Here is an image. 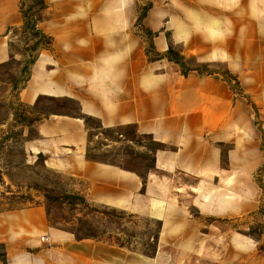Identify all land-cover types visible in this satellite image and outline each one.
<instances>
[{"label": "crops", "instance_id": "1", "mask_svg": "<svg viewBox=\"0 0 264 264\" xmlns=\"http://www.w3.org/2000/svg\"><path fill=\"white\" fill-rule=\"evenodd\" d=\"M8 2L0 0V66L12 59L7 33L22 24L16 4ZM153 16L163 18L159 13L148 14L146 26ZM58 17L54 26L42 23L43 32L53 38L52 49L40 52L19 93L20 101L35 108L42 98L69 99L78 104L81 115L98 120L103 129L133 125L138 135L150 136L166 150L155 152L154 169L144 184L136 173L88 160L89 131L84 118L60 114L38 122V138L28 141L26 150L46 157L50 165L69 161L72 172L79 176L85 173L93 182L90 197L160 221L167 239H159L154 256H144L104 242L78 241L72 234L51 227L43 208L22 209L0 213V242L9 246V264H264L263 258L250 253L255 244L249 239L242 238L239 245L237 235H233L224 245L222 237L208 239L201 233L207 220L209 229H218L222 219L240 213L212 211L215 205L201 207L208 196L205 186L221 193H232L233 186L238 187L237 179L227 177L220 168L222 144L230 143L234 150H240L255 140L252 120L234 105L230 89L213 77L182 76L168 63L143 67L142 38L129 28L102 36L94 30L79 33L71 29L66 33ZM153 44L160 54L168 50L164 35L156 36ZM159 70L164 72L159 75ZM252 147L248 145L244 159L231 154L230 165H253L258 157ZM175 171L195 177L198 184L188 186L174 180ZM224 176L233 179L232 186L224 184ZM213 180L218 184L211 187ZM202 192L207 194L202 197ZM174 196L182 199L175 202L177 205L169 203ZM190 199L193 204L188 206ZM128 202L130 206L124 207ZM139 202L145 208H152L154 202L164 206L139 211L141 208H134ZM208 242H214L209 252L214 256L207 255ZM161 252L169 255L164 258Z\"/></svg>", "mask_w": 264, "mask_h": 264}, {"label": "rangeland", "instance_id": "2", "mask_svg": "<svg viewBox=\"0 0 264 264\" xmlns=\"http://www.w3.org/2000/svg\"><path fill=\"white\" fill-rule=\"evenodd\" d=\"M8 1L16 4L22 24L7 33L12 59L0 66V213L40 207L51 227L72 234L78 241L104 242L149 257L158 252L159 239L166 241L160 221L90 197L93 182L85 173L79 176L72 172L69 161L66 165L61 162L50 165L46 157L30 155L26 150L27 142L38 138L37 124L45 117L60 114L84 118L89 131L88 160L136 173L145 184L154 169L155 152L166 150L165 145L154 142L148 135H138L133 125L103 129L98 120L81 115L78 104L69 99L42 98L35 108H30L19 98L40 52L52 49L53 38L43 32L42 23L54 26L55 17L59 16L57 19L64 23L66 33L71 29H78L79 33L94 30L95 35L101 36L129 28L130 33L142 38L143 67L168 63L182 76L194 74L223 81L233 95L234 105L250 116L254 142L240 150H234L233 144H222L220 168L227 177L233 175L237 179L238 187L233 186L232 193L223 191L212 209L240 213L222 219L218 229L214 226L209 229L207 220V228L201 233L208 239L222 237L224 245L233 235H237L234 237L239 245L242 238L249 239L255 244L250 253L264 259V0ZM158 13L162 20L153 16L146 26L148 14ZM159 34L168 42L164 54L158 53L153 44ZM163 72L159 70L158 74ZM250 144L258 159L253 165L232 167L231 154L246 158ZM171 178L188 186L198 184L195 177L179 171L172 173ZM222 179L226 186L234 183L231 178ZM216 184L211 181V187ZM204 185L202 182L203 188ZM205 187L212 193H221ZM204 194L201 193L202 197ZM233 195L232 205L225 206L224 211L217 208L220 199ZM170 199L169 203L174 205L179 199L182 201L176 196ZM189 201L191 206L193 199ZM151 205L156 209L164 203ZM129 206V202L124 204L126 208ZM143 206L139 202L134 208L152 210L151 206ZM208 245L207 255L214 256L209 255L214 242ZM187 248L188 245L183 249ZM8 251L9 246L0 242V264H9Z\"/></svg>", "mask_w": 264, "mask_h": 264}, {"label": "bare ground", "instance_id": "3", "mask_svg": "<svg viewBox=\"0 0 264 264\" xmlns=\"http://www.w3.org/2000/svg\"><path fill=\"white\" fill-rule=\"evenodd\" d=\"M231 182V181H230ZM229 182V183H230ZM207 193H208V196H211V197H208V196H206V197H204L203 198V200H202V206L201 207H205V208H207L208 206H210V205H212V206H214L215 205V203H217V200H218V198L220 197V196H222V193H212V191L210 192V191H207ZM206 193V194H207ZM226 196V195H225ZM232 197V198H231ZM231 197H229V196H227V197H224L225 198V200L224 199H220V201H219V205H217V207L218 208H221L222 210H225L226 209V207L225 206H227V205H229V204H233V201H234V195L233 196H231ZM217 198V199H216ZM235 209H237V207L235 208ZM208 246V245H207ZM209 247V246H208ZM166 252V251H165ZM167 253V252H166ZM166 253H162L161 252V255L160 256H162V257H167L168 255H166ZM161 257V258H162ZM160 259V258H159ZM170 259H171V257H170Z\"/></svg>", "mask_w": 264, "mask_h": 264}, {"label": "trees", "instance_id": "4", "mask_svg": "<svg viewBox=\"0 0 264 264\" xmlns=\"http://www.w3.org/2000/svg\"><path fill=\"white\" fill-rule=\"evenodd\" d=\"M183 76L187 77V74H183Z\"/></svg>", "mask_w": 264, "mask_h": 264}]
</instances>
